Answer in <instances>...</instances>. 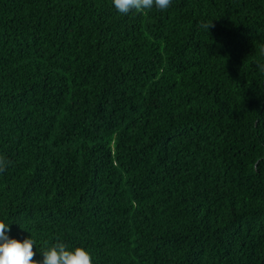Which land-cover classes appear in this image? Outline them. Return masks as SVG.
I'll return each instance as SVG.
<instances>
[{"label":"trees","instance_id":"obj_1","mask_svg":"<svg viewBox=\"0 0 264 264\" xmlns=\"http://www.w3.org/2000/svg\"><path fill=\"white\" fill-rule=\"evenodd\" d=\"M262 48L264 0H0L11 235L93 264H264Z\"/></svg>","mask_w":264,"mask_h":264},{"label":"clouds","instance_id":"obj_2","mask_svg":"<svg viewBox=\"0 0 264 264\" xmlns=\"http://www.w3.org/2000/svg\"><path fill=\"white\" fill-rule=\"evenodd\" d=\"M112 6L122 15L140 14L153 8L167 10L172 0H111ZM211 24H205L209 29ZM264 56V48L261 49ZM260 72L264 73V63L258 64ZM5 161L0 159V170ZM12 223L5 217H0V264H93L90 250L84 246L71 247L63 242H56L45 250H39L38 241L30 234L28 236L11 235ZM35 247V251H34ZM37 253L42 257L34 258Z\"/></svg>","mask_w":264,"mask_h":264}]
</instances>
